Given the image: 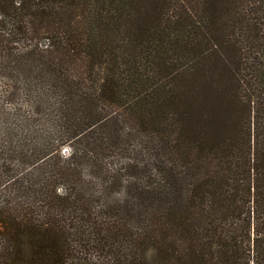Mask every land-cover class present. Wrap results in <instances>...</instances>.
<instances>
[{"label": "trees", "instance_id": "16d2710c", "mask_svg": "<svg viewBox=\"0 0 264 264\" xmlns=\"http://www.w3.org/2000/svg\"><path fill=\"white\" fill-rule=\"evenodd\" d=\"M0 264H264V0H0Z\"/></svg>", "mask_w": 264, "mask_h": 264}, {"label": "rangeland", "instance_id": "374dc122", "mask_svg": "<svg viewBox=\"0 0 264 264\" xmlns=\"http://www.w3.org/2000/svg\"><path fill=\"white\" fill-rule=\"evenodd\" d=\"M64 150L66 151V150H67V148H64Z\"/></svg>", "mask_w": 264, "mask_h": 264}]
</instances>
